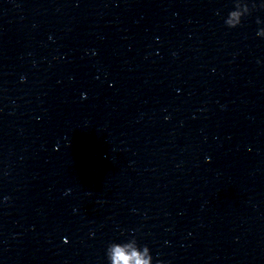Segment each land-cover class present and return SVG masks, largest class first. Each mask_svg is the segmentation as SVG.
<instances>
[{
    "label": "clouds",
    "instance_id": "clouds-1",
    "mask_svg": "<svg viewBox=\"0 0 264 264\" xmlns=\"http://www.w3.org/2000/svg\"><path fill=\"white\" fill-rule=\"evenodd\" d=\"M225 24L229 28L239 26L241 24L239 14L234 10L230 11L225 19ZM257 35L264 36V29L259 30ZM106 257L109 264H153L148 246H139L134 237L126 242H110L106 248ZM157 264H161V262L157 261Z\"/></svg>",
    "mask_w": 264,
    "mask_h": 264
}]
</instances>
